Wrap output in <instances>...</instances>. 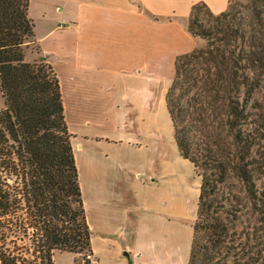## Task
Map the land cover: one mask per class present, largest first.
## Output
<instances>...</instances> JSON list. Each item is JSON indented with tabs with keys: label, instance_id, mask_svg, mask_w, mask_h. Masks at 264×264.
<instances>
[{
	"label": "trees",
	"instance_id": "trees-1",
	"mask_svg": "<svg viewBox=\"0 0 264 264\" xmlns=\"http://www.w3.org/2000/svg\"><path fill=\"white\" fill-rule=\"evenodd\" d=\"M30 1L0 0L1 264H55L58 252L92 255L61 82L36 39ZM199 6L206 7L192 10ZM245 8L208 10L209 26L190 18L189 33L207 46L177 57L167 93L176 145L201 178L188 264H251L236 245V225L248 214L264 225V187L249 163L255 144L245 129L264 132V115L249 110L264 79V0H246ZM215 88L223 93L218 112L207 102Z\"/></svg>",
	"mask_w": 264,
	"mask_h": 264
},
{
	"label": "crops",
	"instance_id": "crops-1",
	"mask_svg": "<svg viewBox=\"0 0 264 264\" xmlns=\"http://www.w3.org/2000/svg\"><path fill=\"white\" fill-rule=\"evenodd\" d=\"M230 3L30 1L36 39L61 82L96 264H188L198 194L191 193L190 180L183 176L191 164L181 157L174 134L166 140L160 132L139 127L149 117L132 119L131 112L127 125L132 133L113 125L111 132L90 134L78 119L88 113L85 103L102 99L110 113L122 116V110L135 106L138 88L156 82L157 90L166 92L163 62L170 61L173 78L177 57L197 48L198 38L186 22L192 9L205 5L219 15ZM80 257L58 252L55 264L91 263Z\"/></svg>",
	"mask_w": 264,
	"mask_h": 264
},
{
	"label": "rangeland",
	"instance_id": "rangeland-1",
	"mask_svg": "<svg viewBox=\"0 0 264 264\" xmlns=\"http://www.w3.org/2000/svg\"><path fill=\"white\" fill-rule=\"evenodd\" d=\"M230 5H237V10L241 12H244L246 10V0H231ZM207 11L208 9L203 6H199L195 10H192L190 16L186 20L187 27L189 26L190 18L192 19V22L196 21V23L200 26H209L211 24V18L206 13ZM250 24L256 27V23L254 21H251ZM263 24L264 21L261 27L257 26L259 27L258 30L264 29ZM250 33L252 32L250 31ZM258 37L264 47V35H258ZM242 44H245V41ZM206 46L207 42L201 38H198L197 48L205 49ZM171 72L172 68L170 61L163 62L162 74L166 92H159L157 90L158 86L156 82H151L138 88L133 94L135 106L132 109L122 110V116H120L119 114L120 111H117L116 115L110 113L112 110L108 109L106 105H104L105 101L101 99L95 100L91 103L86 102L84 108L88 111V113L84 112L80 114L78 119L82 123L85 122V127L90 134L111 132L113 130V125H117L120 129H126V133L130 134L132 132L128 130L130 125H127V122L130 119L128 117V114L129 112H131L132 119L137 120L139 118H144L146 120L147 117H149L146 121V124H140L139 127L147 128L149 132H154L155 134H157V132H160L164 135V139L166 140L172 139L174 133L172 130L168 112L166 110V94L169 92L173 83L172 81L175 78V74L173 75V78H170ZM152 80L157 81L158 77H152ZM159 80L162 79L159 78ZM261 84V87L255 91L253 97L250 99L251 101L249 110L251 112L264 115V79L262 80ZM241 96H243L244 98V95ZM207 102L210 104V108L218 112L219 108L224 105L223 93L221 91V88H215L213 92H207ZM141 105L144 106V109L141 108ZM252 106L261 109L255 110V108H252ZM145 107L148 109V111L145 109ZM3 108L4 99L2 97V92L0 89V109ZM219 116L226 120V116ZM254 121L255 119H253V122ZM245 129L246 136H250L251 140H253V143L255 144L249 163L252 165L251 169L254 172L256 183L258 184L259 188L262 189L264 187V132L260 127L257 126L249 127L247 125L245 126ZM183 172L184 178L190 180L191 193L196 194L197 192L199 198L201 178L195 171L194 166L192 164L188 165L185 169L183 168ZM198 198L196 201L197 204L195 215L191 219V221L193 222L192 226L197 219ZM236 230V245L242 248L240 249V251L243 250L245 255H247L248 257L252 256L254 258V261H252L251 264H259V261L264 256V225H260L254 217L248 214L244 215L241 221L237 223ZM80 258L81 261L86 259V257L84 258L83 255H81ZM62 263L64 264L65 262L62 261ZM182 264H184V260Z\"/></svg>",
	"mask_w": 264,
	"mask_h": 264
},
{
	"label": "built area",
	"instance_id": "built-area-1",
	"mask_svg": "<svg viewBox=\"0 0 264 264\" xmlns=\"http://www.w3.org/2000/svg\"><path fill=\"white\" fill-rule=\"evenodd\" d=\"M65 26H66L65 24L61 25L62 28H65ZM87 259L91 262L90 264H96V262H95V260H94L92 255L89 254L87 256Z\"/></svg>",
	"mask_w": 264,
	"mask_h": 264
}]
</instances>
